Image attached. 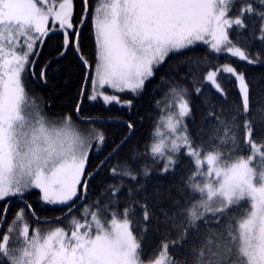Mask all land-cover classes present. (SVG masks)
Returning <instances> with one entry per match:
<instances>
[{"label": "snow or ice", "instance_id": "6c2138e0", "mask_svg": "<svg viewBox=\"0 0 264 264\" xmlns=\"http://www.w3.org/2000/svg\"><path fill=\"white\" fill-rule=\"evenodd\" d=\"M256 20L264 43V0H0V264H264V90L224 63L264 70L231 37Z\"/></svg>", "mask_w": 264, "mask_h": 264}, {"label": "trees", "instance_id": "16d2710c", "mask_svg": "<svg viewBox=\"0 0 264 264\" xmlns=\"http://www.w3.org/2000/svg\"><path fill=\"white\" fill-rule=\"evenodd\" d=\"M77 4L79 3V0H76ZM259 28V20H256L255 22V28L252 26V21H249V27L248 29L240 32L237 34L236 32H232L231 37L232 39L236 42L238 46H240L242 49H247L249 53L255 55L259 54L260 56L264 57V43L256 39V34L258 32ZM88 49H89V55H91V42L88 44ZM229 61L232 62L233 66H235L238 71L245 73L246 77L249 79V82L251 84V95L252 97H256V95L264 90V79H259V80H253L254 77H258L261 75L262 70L259 67H253L252 65L246 64L244 61H240L238 58H232L230 56L226 57L224 60V63H228ZM213 63H216L218 65V68H222L223 64L220 63L219 60L213 61ZM232 77H230L228 74L225 73L224 76L220 77V83L224 84L225 82L228 83V98L227 100L222 99L219 97L218 94H213L212 90L210 88L206 89V95H209L212 97L213 102L215 105L219 108L222 107L224 111L220 113V115L225 118L226 120L231 121L232 116L234 115V106L239 103V98H238V85L231 83ZM58 107H56L55 111H60L61 108L59 107L60 105H65L67 104V101H63L60 99H57L54 101ZM143 111H148L149 110V102L148 99L146 98L143 102ZM258 105L253 104L252 105V119L253 122L256 124L257 128L260 127V121L264 120V112L258 111L257 110ZM89 112H102L103 109L99 105L92 106L90 105L87 109ZM203 111V110H201ZM201 117V113H197V123H199ZM211 122H206L204 127L205 129L210 128ZM122 129L118 128L116 125H112L110 127L105 128V131L111 136L114 134H118ZM148 131V125L145 123L144 129H143V134H147ZM237 136V141L236 144L238 145L240 141L242 140V131L241 130H234ZM204 139L207 141L208 140V135H204ZM212 143H216L215 141L210 142V146ZM220 148L223 149L224 153L227 154L229 149H232L235 147L233 145V142L231 141L230 138L226 140V143L223 145H219ZM241 155H247L246 151H242L240 153ZM236 153L233 152V156H235ZM179 179V177H177ZM164 183H167L166 181ZM99 187L97 188V192H99ZM163 207H167V203L162 205ZM249 205L247 202H242L241 208L235 209L234 214L237 216L242 215V210L247 208ZM34 207L36 208L37 214L43 213L44 216H47L48 221L42 223L41 227H54L55 225L51 224V220L54 216H59L61 215V212L59 208L53 209L50 206H43V205H35ZM83 210L81 209L79 212V215L77 217L79 218L80 215H83ZM157 215L160 216L161 221L163 220V215L160 214L159 212ZM155 224V221L153 222ZM235 223V221H233ZM67 221H65L64 225L61 226H66ZM34 227V225H33ZM212 227H216V225H212ZM159 231H150L145 239V247L151 250V248L155 247L163 238L164 234L168 229V226H166L163 223L159 224ZM3 231V229L1 230ZM172 235H175V232H172ZM173 253L177 256V258H183L188 255V252L186 251V248H178V249H173Z\"/></svg>", "mask_w": 264, "mask_h": 264}, {"label": "rangeland", "instance_id": "374dc122", "mask_svg": "<svg viewBox=\"0 0 264 264\" xmlns=\"http://www.w3.org/2000/svg\"><path fill=\"white\" fill-rule=\"evenodd\" d=\"M52 2H57V0H52ZM255 168L258 170V171H260V170H264V160H261L260 159V157L259 156H257L256 158H255ZM51 207V206H50ZM83 215L85 214L84 212L82 213ZM77 219H79L78 217H77ZM42 228V230L43 229H46V228H48V227H41Z\"/></svg>", "mask_w": 264, "mask_h": 264}, {"label": "water", "instance_id": "95a60500", "mask_svg": "<svg viewBox=\"0 0 264 264\" xmlns=\"http://www.w3.org/2000/svg\"><path fill=\"white\" fill-rule=\"evenodd\" d=\"M2 230V228H0V231Z\"/></svg>", "mask_w": 264, "mask_h": 264}]
</instances>
